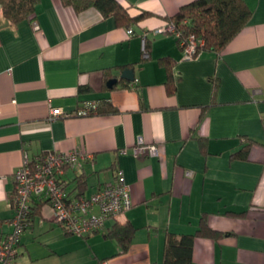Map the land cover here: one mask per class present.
Here are the masks:
<instances>
[{
    "label": "crops",
    "instance_id": "obj_1",
    "mask_svg": "<svg viewBox=\"0 0 264 264\" xmlns=\"http://www.w3.org/2000/svg\"><path fill=\"white\" fill-rule=\"evenodd\" d=\"M118 1L130 17L147 15L126 26L94 7L37 0L33 20L12 24L0 10V239L23 160L83 149L92 160L62 175L70 194L88 197L120 169L131 207L79 237L32 198L15 264H163L166 233L192 234L203 218L221 236L195 237L191 264H264V0H244L251 16L221 52L191 59L157 31L193 0ZM126 68L132 81L120 76ZM103 102L115 112L78 113ZM51 108L65 116L50 118ZM141 144L157 155L136 157ZM245 147V158L232 156ZM80 174L85 187L72 191ZM125 221L135 231L119 254L103 234Z\"/></svg>",
    "mask_w": 264,
    "mask_h": 264
},
{
    "label": "trees",
    "instance_id": "obj_2",
    "mask_svg": "<svg viewBox=\"0 0 264 264\" xmlns=\"http://www.w3.org/2000/svg\"><path fill=\"white\" fill-rule=\"evenodd\" d=\"M36 3L37 0H0L1 15L3 19L12 24L18 23L25 19L33 20L35 17L34 10ZM61 3L65 6L72 7L76 12L82 11L88 7H94L101 13L102 17L112 16L117 22L125 23L126 26H128V24L132 21L138 20L147 15V12H143L136 18L130 17L125 7L122 6L118 0H61ZM251 12V9L244 2V0H193L190 3L179 7L169 19V23H171L175 30L179 32V36L176 37L178 44L181 39L193 36V38L198 42L196 53H199L200 51H212L214 53H219L237 34V32L248 22ZM165 89L167 94H172L174 91V85L172 83L170 71L168 72V77L165 82ZM83 106L85 107L84 113L80 115L115 112L114 107L110 103H86ZM48 153L51 152H43L32 160L27 159L28 166L33 168ZM245 155L246 147L242 150H239L232 156L235 158H245ZM67 167L71 166L64 165V172ZM62 177L63 176L57 177L58 182L63 189L67 190V181ZM73 180L76 181V183L74 187L71 188L72 191L75 188L82 189L85 187L86 180L84 174L76 176V178ZM67 192L70 193L69 190H67ZM13 198L14 194L9 197L12 210ZM32 198L36 199V203L39 204L37 206L46 204L50 207L48 203V197L32 196L30 199L29 211L26 215L24 228L27 225L28 217L30 215L31 201H33ZM114 217L115 216H113V218ZM99 230L95 231L94 233L98 232ZM134 231L135 228L129 221H125L124 223L114 222L111 228L103 235L105 238L113 240L119 248L118 253L123 254L127 252L131 245ZM197 236L215 239L221 236V234L218 231L209 228L204 218L201 219L197 230L192 234H183L177 237L173 233H166L162 263L191 264L193 239Z\"/></svg>",
    "mask_w": 264,
    "mask_h": 264
},
{
    "label": "built area",
    "instance_id": "obj_3",
    "mask_svg": "<svg viewBox=\"0 0 264 264\" xmlns=\"http://www.w3.org/2000/svg\"><path fill=\"white\" fill-rule=\"evenodd\" d=\"M34 28L37 25L34 24ZM157 32H168L175 37L179 36L174 26L169 23ZM127 34H132L128 29ZM143 56L146 57L145 38L142 37ZM184 50V58L195 56L198 42L189 36L179 41ZM200 44V42H199ZM79 114L84 111L78 112ZM65 116L58 108H51L50 118ZM124 153L125 151H121ZM136 157L145 155L156 156L157 148L153 145H138L134 148ZM93 155L83 149L66 153H48L33 168L28 166L25 158L21 166L14 172L15 182L13 198V217L9 221L12 229L0 239V264H15L17 247L24 224L29 203L32 196L48 197L54 221L68 234L87 236L101 229L106 219L117 216L132 205L130 189L124 182L120 169H115L113 179L102 183L88 197L71 195L59 184L57 177L63 175V166H78L80 163L92 160ZM96 209V212L94 210Z\"/></svg>",
    "mask_w": 264,
    "mask_h": 264
},
{
    "label": "water",
    "instance_id": "obj_4",
    "mask_svg": "<svg viewBox=\"0 0 264 264\" xmlns=\"http://www.w3.org/2000/svg\"><path fill=\"white\" fill-rule=\"evenodd\" d=\"M121 78L128 80V81H132L133 80V71L132 69H123L121 74H120ZM115 80H110L108 84L114 83Z\"/></svg>",
    "mask_w": 264,
    "mask_h": 264
},
{
    "label": "rangeland",
    "instance_id": "obj_5",
    "mask_svg": "<svg viewBox=\"0 0 264 264\" xmlns=\"http://www.w3.org/2000/svg\"><path fill=\"white\" fill-rule=\"evenodd\" d=\"M89 180V185H90V183H94V181L91 179V177L88 179ZM39 226H40V224L38 223V220L36 221V223H35V235H37V234H40V231H39ZM27 232V231H26ZM25 233V232H24ZM28 233H29V231H28ZM22 235H24L23 233L21 234V236ZM20 236V237H21ZM41 235H39L38 237H37V240L39 241V240H41V237H40ZM71 236H79L80 237V235H78V234H71ZM23 237V236H22ZM114 243V242H113Z\"/></svg>",
    "mask_w": 264,
    "mask_h": 264
}]
</instances>
